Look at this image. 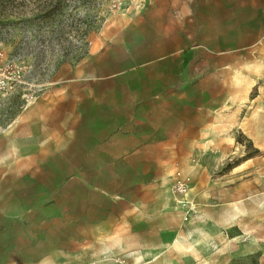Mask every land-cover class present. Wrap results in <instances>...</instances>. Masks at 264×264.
<instances>
[{
  "label": "rangeland",
  "instance_id": "1",
  "mask_svg": "<svg viewBox=\"0 0 264 264\" xmlns=\"http://www.w3.org/2000/svg\"><path fill=\"white\" fill-rule=\"evenodd\" d=\"M46 1L0 12L23 74L0 107V264H170L186 238L209 244L192 264H264V0L69 3L62 36L23 18Z\"/></svg>",
  "mask_w": 264,
  "mask_h": 264
},
{
  "label": "trees",
  "instance_id": "2",
  "mask_svg": "<svg viewBox=\"0 0 264 264\" xmlns=\"http://www.w3.org/2000/svg\"><path fill=\"white\" fill-rule=\"evenodd\" d=\"M16 1L17 0H5L4 2H1L0 3L1 14L8 16V17H11V16L13 17L15 14L13 10H14V4L16 3ZM31 1L43 2L44 0H31ZM47 3L48 5L44 7H39L38 9L36 8L32 10H30L31 7L22 5L21 8H23L24 10L23 18H25L27 24L28 23L32 24L34 20H37V21L40 20V21L45 22L46 24H53L54 26L51 28H53L54 33L56 34L58 33L60 36H62L65 34L64 32L66 28L64 26L65 19L69 14V11H68L69 5L67 4L69 3L72 4L74 11H78L82 9L86 13V15H88L95 9L98 3V0H47L46 4ZM29 13H31L32 15H29ZM8 22H10L9 19H8ZM67 28L69 27L67 26ZM68 34H75L78 41L79 40H82V41H81L80 46L76 47V50L73 51V53H71V54H74L72 55L74 59L72 58L69 61L68 59L69 56L66 54L65 55L66 60H64V62L79 63L86 57L87 52H88L87 51L88 43L85 39V36L88 34V31L79 33L78 31H74V29L69 28ZM260 257L261 255L259 253L255 255H248L244 258L234 260L232 264H258Z\"/></svg>",
  "mask_w": 264,
  "mask_h": 264
},
{
  "label": "built area",
  "instance_id": "3",
  "mask_svg": "<svg viewBox=\"0 0 264 264\" xmlns=\"http://www.w3.org/2000/svg\"><path fill=\"white\" fill-rule=\"evenodd\" d=\"M0 56L1 58L4 57L3 54H0ZM22 83L23 74L21 70L15 71L8 60L3 61L0 65V107H2L6 98L17 91ZM191 192V176L178 172L175 177L173 194L178 206L185 209V220L188 219L191 212L197 209V206L190 201Z\"/></svg>",
  "mask_w": 264,
  "mask_h": 264
},
{
  "label": "crops",
  "instance_id": "4",
  "mask_svg": "<svg viewBox=\"0 0 264 264\" xmlns=\"http://www.w3.org/2000/svg\"><path fill=\"white\" fill-rule=\"evenodd\" d=\"M192 195L193 194L191 193V196ZM175 210H178V209H175ZM174 212L177 213V212H181V211H174ZM182 243L184 246L179 247L180 250H179L177 255H185V256L180 257V259H178V260L177 259L173 260L174 263H170V264H192L196 260L197 255L203 254V250L205 249L204 246L209 245L208 243H203V245H202L201 242L192 241V238H186L182 241ZM205 244H207V245H205ZM148 259H150V258L144 257L143 255L130 257V260L137 261V262H139L141 260H142L141 262H145Z\"/></svg>",
  "mask_w": 264,
  "mask_h": 264
},
{
  "label": "bare ground",
  "instance_id": "5",
  "mask_svg": "<svg viewBox=\"0 0 264 264\" xmlns=\"http://www.w3.org/2000/svg\"><path fill=\"white\" fill-rule=\"evenodd\" d=\"M241 168V166H238L235 170H238V169H240Z\"/></svg>",
  "mask_w": 264,
  "mask_h": 264
}]
</instances>
